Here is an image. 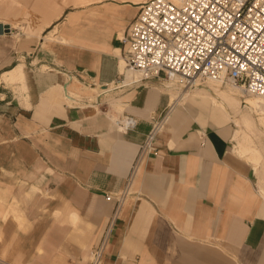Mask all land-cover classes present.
<instances>
[{"label": "crops", "instance_id": "1", "mask_svg": "<svg viewBox=\"0 0 264 264\" xmlns=\"http://www.w3.org/2000/svg\"><path fill=\"white\" fill-rule=\"evenodd\" d=\"M81 1L45 28L57 42L44 35L2 67L24 63L27 93L0 81V261L90 264L101 249L100 264H264V172L232 150L231 118L198 89L168 115L159 80L123 90L117 120L134 127L121 130L102 96L97 110L83 94L122 75L142 3ZM128 180L119 207L106 200Z\"/></svg>", "mask_w": 264, "mask_h": 264}, {"label": "built area", "instance_id": "2", "mask_svg": "<svg viewBox=\"0 0 264 264\" xmlns=\"http://www.w3.org/2000/svg\"><path fill=\"white\" fill-rule=\"evenodd\" d=\"M121 42L125 66L139 77L131 84L116 83L111 91L173 79L192 88L211 80L228 81L243 94L264 98V0H146ZM115 124L125 131L134 127L129 117ZM160 124L142 154L154 151ZM129 181L106 200H116L119 207L130 193ZM101 260L99 249L91 264Z\"/></svg>", "mask_w": 264, "mask_h": 264}, {"label": "rangeland", "instance_id": "3", "mask_svg": "<svg viewBox=\"0 0 264 264\" xmlns=\"http://www.w3.org/2000/svg\"><path fill=\"white\" fill-rule=\"evenodd\" d=\"M84 2L85 0L81 1V3ZM57 3L59 5L61 3L65 4L64 0H0V23H5L12 27L11 28L12 35L7 34L5 36H0V74L1 71H3L2 67L5 66L4 64L7 62V59L10 56V54L11 55L13 54L12 56L19 58L22 55V52L29 51L30 46L40 42L39 39L42 38L44 35L49 36L50 40L48 41L57 42L59 36L56 29L53 32H50V30H45V28L49 27L50 24L55 20L53 18L56 9L58 8ZM65 6L66 5H64L63 7ZM50 18L51 21L48 23V20ZM29 26L31 27L34 26L33 27L34 30L30 31L28 29ZM38 31L40 32V35L37 34ZM13 34L17 36L15 35L13 36ZM18 64L24 65L23 62H19ZM121 81H122V76H120L117 82H115L110 87L113 88L116 85V83H120ZM4 85L2 83L0 84V86H4ZM14 86H16V89L15 88L14 89L9 88V89L14 91L13 93L14 95H16L20 91L21 87L17 85ZM157 86L162 87V83L158 84ZM201 88L202 90L200 91L204 95L213 96V94L226 93V95L233 96V98L238 102L239 107L241 106V103L248 98V96L245 97L239 96L237 92H234L229 88H225V87L217 88L212 84H210L209 82L208 83L205 82ZM124 89L125 88L116 91H111L108 92L109 94H107L106 96L105 95L102 96L103 101L105 102V107H107L108 110L111 111L109 116H111L114 119L112 121L113 123L117 120L118 116H120L121 113H119V110L115 109L114 105H109V102L120 100L122 91ZM97 92H99L98 89ZM83 95L87 99H89V97H87L85 94ZM75 101L80 102L81 98L80 99L77 98ZM88 102H92V101H88ZM91 104L94 105L93 103ZM247 111L248 110H243V112H247ZM207 124L211 125V122L209 120H206L205 125ZM230 126L232 127L231 131L236 129L235 127H233L232 124ZM244 131H245L244 136L242 138L243 148H245L246 150L247 148H250L252 150L261 153L260 154L261 156L259 155L256 156L255 154H251V151H246V153H244V156L249 160H252L253 157L259 158L262 162L259 165H257V167L259 168V171L264 172V147H263L264 126H259L258 130H244ZM232 144L233 142L231 141V146ZM261 182H264V179ZM256 183H257V176H256ZM89 260L90 258H88L87 262H89Z\"/></svg>", "mask_w": 264, "mask_h": 264}, {"label": "bare ground", "instance_id": "4", "mask_svg": "<svg viewBox=\"0 0 264 264\" xmlns=\"http://www.w3.org/2000/svg\"><path fill=\"white\" fill-rule=\"evenodd\" d=\"M90 1H96V0H85V3L90 2ZM131 1L141 2V3L146 2V0H144V1L143 0H131ZM64 2H65V4L61 3L60 5L57 3L58 8L56 9V12L54 14L53 19L59 18L60 14L63 10V6L70 4L72 2V0H64ZM50 21H51V18L48 20V23ZM0 25L9 26L10 30L12 28L10 25L5 24V23H0ZM33 27L29 26L28 29L30 31H33L34 30ZM36 30H38V29H36ZM2 34H6V33H2ZM37 34L40 35V32L38 31ZM14 35L15 34H13V36ZM15 36H17V35H15ZM42 39L48 40V37L45 36ZM120 73L122 74V82H120V84H121L120 86L134 83L138 80V77H139L137 72H133L132 70L128 69L125 66V63L123 62V60L121 58H120ZM25 78H26V75H25V71H24V65L18 64L16 66H14L13 68H11L10 70H8L7 72H5L1 76L0 81L2 80L4 83H9V84H12L13 86L18 85L19 87H21L20 92H19V94H20V93H24V92L27 93V86H26ZM163 82H164L163 83L164 87L170 88V91H168L169 92V101H170L169 102L170 110H169L168 115L173 111L174 107H176V105L178 103L183 101L188 96L189 92H191L195 89H198V88H199L198 89L199 91L202 90L201 87L204 84L203 83L201 85H198V86H195L192 88H184V86L181 83H179L177 79L166 80ZM205 82H207V83L209 82L210 84H212L213 86H215L217 88H221V87L229 88L232 91L237 92L239 94V96H241V97L248 96V98L245 101H243L241 103V106L239 107L238 102L233 98V96L226 95V93L213 94V96L212 95H210V96L206 95L210 100L209 102L215 108L220 110L223 115L231 118L233 125L236 128V129H234V131H232V135H231V139H230L233 142L232 150L235 153H238L240 155H244V153H246V151H251V154H255L256 156L257 155L261 156L260 155L261 153L258 151L252 150L250 148H247V150L245 148H243L242 138L244 136V132H245L244 130H258L259 126H264V98L254 96V95L243 94L237 86L231 84L228 81L220 83V82H214L211 80H207ZM113 84L114 83L109 84L108 87H105V85L98 86L97 89L99 90V92H97V89L95 87L86 89L85 95L87 97H89V99H87V100L92 101L90 103H93L94 107L96 106V109L98 110L99 98L101 97V95L106 96L107 94H109L108 92H110L112 90V87H110V86H112ZM57 87L59 88V86H57ZM14 88H15V86H14ZM60 88H62V87L60 86ZM64 91L66 93V98H67L70 105L72 104V102H76L75 100L77 98L80 99V96H79L80 93L75 92L74 90H70V89L67 91L64 89ZM109 105H114L115 109L119 110V113H122L123 103L121 102V100L109 102ZM92 107H93V105H92ZM243 110H248V111L243 112ZM112 113H113V111H112ZM167 118H168V116L166 117L164 122L159 125L158 131H160L162 129V127H164ZM110 120L113 121L114 119L112 117H110ZM252 160L251 161L253 163H255L256 166L262 162L259 158H256V157L255 158L253 157ZM259 191L264 193V188L260 187ZM92 256H93V254L90 256V264L92 262Z\"/></svg>", "mask_w": 264, "mask_h": 264}, {"label": "water", "instance_id": "5", "mask_svg": "<svg viewBox=\"0 0 264 264\" xmlns=\"http://www.w3.org/2000/svg\"><path fill=\"white\" fill-rule=\"evenodd\" d=\"M2 33L9 34L10 33L9 26H2V25H0V35H2Z\"/></svg>", "mask_w": 264, "mask_h": 264}]
</instances>
